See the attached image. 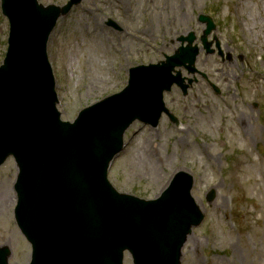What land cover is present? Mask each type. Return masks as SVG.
<instances>
[{
    "label": "rangeland",
    "instance_id": "obj_1",
    "mask_svg": "<svg viewBox=\"0 0 264 264\" xmlns=\"http://www.w3.org/2000/svg\"><path fill=\"white\" fill-rule=\"evenodd\" d=\"M201 14L213 17L217 28L207 39L213 48L219 39L226 54L204 50L197 67L222 93L201 76L185 96L174 85L166 104L181 127L166 114L158 128L134 123L109 177L121 192L155 199L178 171L191 172L205 219L189 236L181 264H264V0H83L60 18L49 43L60 110L74 120L82 108L122 91L131 67L159 63L189 46L180 39L191 32L192 45L203 46ZM9 28L0 0V64ZM17 172L13 158L0 168V245L12 247V264H28L31 246L14 218ZM125 264H133L127 254Z\"/></svg>",
    "mask_w": 264,
    "mask_h": 264
},
{
    "label": "water",
    "instance_id": "obj_2",
    "mask_svg": "<svg viewBox=\"0 0 264 264\" xmlns=\"http://www.w3.org/2000/svg\"><path fill=\"white\" fill-rule=\"evenodd\" d=\"M81 1L2 0L11 32L0 67V166L10 155L18 162V223L34 264H123L126 250L135 264H181L184 244L204 219L191 193L194 178L181 172L160 197L145 200L117 191L108 168L130 124L155 125L166 110L164 92L183 80L175 68L196 70L195 35L167 62L135 68L123 92L64 122L47 45L58 18ZM200 20L208 22L205 41L215 25ZM10 254L0 247V264Z\"/></svg>",
    "mask_w": 264,
    "mask_h": 264
},
{
    "label": "bare ground",
    "instance_id": "obj_3",
    "mask_svg": "<svg viewBox=\"0 0 264 264\" xmlns=\"http://www.w3.org/2000/svg\"><path fill=\"white\" fill-rule=\"evenodd\" d=\"M92 21H94V20H90V23H92ZM96 22H97V21H96ZM98 25H99V24H98ZM99 26L102 28V25H99ZM102 29H103V30H102ZM102 29L100 30L99 34H100V35H105V34H106L105 28L103 27ZM144 33H146L145 35H146V36H149L150 38L153 36L152 34H150L149 32H147V29L144 30ZM148 33H149L150 35H149ZM166 33L172 34V33H171V29H168ZM125 34H126L127 37H131V35H130L128 32H126V30H125ZM173 37H174V35H173ZM102 39H103V38H99V39H98V40H99L98 45L101 44L100 40H102ZM133 39H134V38H133ZM165 46H166V45H163V48H162V47H161V48H160V47L157 48V51H158V52H163L164 50H166V47H165ZM242 119H244L245 122H246V121L249 122V120H248V116H247V113H244V114H243ZM242 122H244V121H242ZM245 122H244V123H245ZM190 238H191V237H190Z\"/></svg>",
    "mask_w": 264,
    "mask_h": 264
}]
</instances>
